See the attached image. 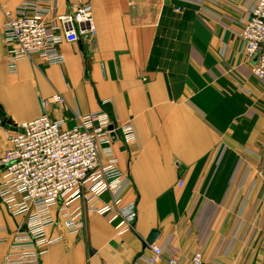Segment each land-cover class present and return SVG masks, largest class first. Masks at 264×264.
I'll return each mask as SVG.
<instances>
[{"label":"crops","instance_id":"1","mask_svg":"<svg viewBox=\"0 0 264 264\" xmlns=\"http://www.w3.org/2000/svg\"><path fill=\"white\" fill-rule=\"evenodd\" d=\"M24 1L0 0L4 116L19 127L46 115L72 129L105 110L135 130L129 142L112 140L126 177L101 200L136 202V232L120 235V219L87 213L77 235L61 223L50 230L60 240L40 264H135L153 231L156 245L183 258L200 252L208 264H264V81L239 40L259 0H42L65 63L25 58L11 75L4 11ZM86 2L97 36L66 43L55 19ZM57 94L64 103L42 107ZM8 132L0 125V161ZM101 157L110 159L103 150ZM3 177L0 164V184ZM24 224L0 203V264Z\"/></svg>","mask_w":264,"mask_h":264},{"label":"built area","instance_id":"2","mask_svg":"<svg viewBox=\"0 0 264 264\" xmlns=\"http://www.w3.org/2000/svg\"><path fill=\"white\" fill-rule=\"evenodd\" d=\"M51 13L42 0H25L16 9L4 11L3 41L11 75L17 73L19 61L25 58L37 56L53 66L65 63L58 48L61 39L49 27ZM55 23L53 30H62L69 44L97 36L92 7L87 2L57 16ZM239 40L246 58L253 62L252 74L264 81V0L258 1L243 24ZM64 102L57 94L42 101V107ZM18 128L20 131L7 133L10 147L0 161L4 167L0 203L13 217L23 216L25 224L15 232L3 264H40L49 248L60 240L52 238L50 230L61 223L69 234L77 235L85 229L87 213L109 217L110 222L120 219V235L136 232V202L122 206L119 201L101 200L104 194H117L125 180L116 166L111 143L113 139L133 140L135 130L131 125L120 126L113 115L100 110L80 119L72 129L46 115ZM101 150L110 158L106 164ZM183 185L179 180L178 186ZM145 253L135 264H208L200 252L183 258L174 249L155 243L147 245Z\"/></svg>","mask_w":264,"mask_h":264},{"label":"water","instance_id":"3","mask_svg":"<svg viewBox=\"0 0 264 264\" xmlns=\"http://www.w3.org/2000/svg\"><path fill=\"white\" fill-rule=\"evenodd\" d=\"M0 125L3 126L5 129L9 130V131H20V129L17 127V125L10 119H7L4 114L2 113L1 107H0ZM113 128L111 127L110 130H112ZM159 236V232L158 231H153L149 238L147 239V245H152L155 243V241L157 240Z\"/></svg>","mask_w":264,"mask_h":264},{"label":"trees","instance_id":"4","mask_svg":"<svg viewBox=\"0 0 264 264\" xmlns=\"http://www.w3.org/2000/svg\"><path fill=\"white\" fill-rule=\"evenodd\" d=\"M175 5H180V4H175ZM179 8H181V10L183 9V7H182V5L181 6H178ZM178 15H180V14H178ZM178 17V16H177Z\"/></svg>","mask_w":264,"mask_h":264}]
</instances>
